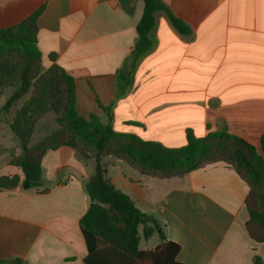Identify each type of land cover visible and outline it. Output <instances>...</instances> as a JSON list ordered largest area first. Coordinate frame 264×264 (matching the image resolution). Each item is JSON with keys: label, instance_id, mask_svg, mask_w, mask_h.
Listing matches in <instances>:
<instances>
[{"label": "crops", "instance_id": "0c3cea01", "mask_svg": "<svg viewBox=\"0 0 264 264\" xmlns=\"http://www.w3.org/2000/svg\"><path fill=\"white\" fill-rule=\"evenodd\" d=\"M192 30L178 33L155 15L153 47L137 64L128 92L117 97V73L127 66L142 18V0L129 13L117 0H0V29L39 12L36 40L45 68L74 78L77 108L87 118L112 107V128L168 149L226 131L264 158V0H161ZM10 114H0V261L10 264H85L89 251L80 220L91 200L86 184L95 159L69 146L42 159L41 186L25 190L12 163L21 153ZM110 182L138 209L157 219L179 264L264 262V242L247 230L252 187L225 162L182 175L144 174L116 157H102ZM140 228V232H141ZM159 230L141 237L140 250L161 244ZM141 236V235H140Z\"/></svg>", "mask_w": 264, "mask_h": 264}, {"label": "trees", "instance_id": "16d2710c", "mask_svg": "<svg viewBox=\"0 0 264 264\" xmlns=\"http://www.w3.org/2000/svg\"><path fill=\"white\" fill-rule=\"evenodd\" d=\"M117 1L129 13L133 11L132 6H128L130 0ZM142 1L144 10L137 26L136 44L127 57V66L117 73V97L128 92L139 59L153 47L151 33L155 28L157 12H164L171 25L181 35L189 36L192 33L189 25L178 18L161 0ZM39 15L40 11L29 16L21 24L0 29V57L13 54L24 62L19 70L20 84L4 104V110H8L27 93L32 80V67L35 63L42 62L35 36ZM51 69L59 72L66 88L64 113L58 121L66 125L68 138L50 144L48 142L53 140L48 138L37 147L30 148L29 132H26L27 129L19 130L15 125L16 121L28 124L29 110L25 108L11 124V130L21 149L18 156L13 154L12 163L22 169L25 176L22 187L29 190L41 186L42 159L50 150L69 146L79 157L96 160V171L86 184L91 205L80 220L89 251L84 260L85 264H179L174 260L178 248L171 243H165L166 236L158 220L141 212L131 197L110 182L101 163V158L107 156L123 160L141 173L165 176L190 173L217 162L233 165L252 187L248 199L250 220L247 230L254 240L264 242V158L257 153L254 146L226 131L211 133L204 138H196L189 133L187 145L180 149H168L157 143L143 141L134 135L118 134L112 128L111 106L101 107L106 114L105 121L95 114L83 117L77 108L74 78L58 66ZM214 140L232 141L235 147L231 148L232 151L224 149L219 143L216 145ZM218 146L226 153L230 152L231 156L228 159L212 156V151ZM261 146L264 149V134L261 137ZM15 179L0 178V189L13 187ZM140 228L144 239H150L159 230L161 244L155 250H140ZM3 263L5 262L0 261V264ZM9 263L26 264L20 260ZM254 263L264 264L258 256L255 257Z\"/></svg>", "mask_w": 264, "mask_h": 264}, {"label": "rangeland", "instance_id": "374dc122", "mask_svg": "<svg viewBox=\"0 0 264 264\" xmlns=\"http://www.w3.org/2000/svg\"><path fill=\"white\" fill-rule=\"evenodd\" d=\"M24 62L16 55L10 54L0 57V114L11 116V124L25 108L29 110L28 124L16 121L15 125L19 130L29 132V147L35 148L46 139L53 140L50 143L64 141L68 138L66 125L59 118L63 116L65 104V85L62 82L57 70L45 68L43 63H35L32 67V80L27 93L19 98L8 110L3 106L19 86V70ZM22 114V113H21ZM10 124V127H11ZM24 125V127L22 126ZM58 135V138H57ZM57 138V139H56ZM216 145H221L224 149L235 147L234 142L215 141ZM220 146L212 151L211 155L215 158H229L231 156L223 151ZM140 235L144 242L143 232Z\"/></svg>", "mask_w": 264, "mask_h": 264}]
</instances>
